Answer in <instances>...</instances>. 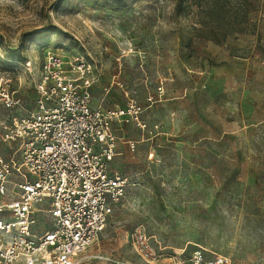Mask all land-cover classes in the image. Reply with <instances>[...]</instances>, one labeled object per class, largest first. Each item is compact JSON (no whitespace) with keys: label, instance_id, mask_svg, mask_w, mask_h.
I'll list each match as a JSON object with an SVG mask.
<instances>
[{"label":"rangeland","instance_id":"rangeland-1","mask_svg":"<svg viewBox=\"0 0 264 264\" xmlns=\"http://www.w3.org/2000/svg\"><path fill=\"white\" fill-rule=\"evenodd\" d=\"M46 49L85 57L93 106L134 101L146 125L114 122L110 169L127 186L87 264H146L138 225L164 253L264 264V0H0V86L21 100L0 107V126L35 108ZM16 149L0 140L1 156Z\"/></svg>","mask_w":264,"mask_h":264},{"label":"built area","instance_id":"built-area-1","mask_svg":"<svg viewBox=\"0 0 264 264\" xmlns=\"http://www.w3.org/2000/svg\"><path fill=\"white\" fill-rule=\"evenodd\" d=\"M96 73L83 56L46 49L34 73L35 108L0 126V140L17 146L11 157L0 155V264H87L99 257L90 249L127 186L110 169L120 140L114 122L131 117L146 125L134 101L133 110L93 106ZM20 102L8 83L0 86V107ZM127 143L134 150V142ZM38 214L50 223L43 232L37 230ZM130 240L146 264H235L201 247L164 253L143 225L132 230Z\"/></svg>","mask_w":264,"mask_h":264}]
</instances>
